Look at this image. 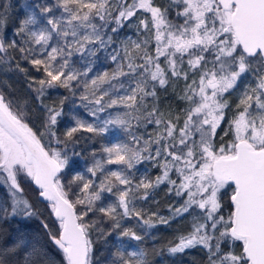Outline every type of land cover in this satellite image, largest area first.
<instances>
[{
  "label": "snow or ice",
  "instance_id": "snow-or-ice-1",
  "mask_svg": "<svg viewBox=\"0 0 264 264\" xmlns=\"http://www.w3.org/2000/svg\"><path fill=\"white\" fill-rule=\"evenodd\" d=\"M11 7L0 0V72L25 74L43 125L30 127L0 80V224L38 220L63 260L17 238L0 244V264H93L92 232L106 243L116 234L109 264H152L150 230L186 215L191 230L170 256L200 248L206 264H264V0H23L9 31ZM126 28L134 33L122 36ZM101 55L111 72L96 70ZM25 64L41 76L28 77ZM180 81L187 106L161 110L160 90ZM61 88L74 107L62 134L69 97L44 101ZM97 138L76 171L86 151L77 148ZM21 177L48 202L46 215ZM161 185L183 201L169 217L137 204Z\"/></svg>",
  "mask_w": 264,
  "mask_h": 264
},
{
  "label": "trees",
  "instance_id": "trees-1",
  "mask_svg": "<svg viewBox=\"0 0 264 264\" xmlns=\"http://www.w3.org/2000/svg\"><path fill=\"white\" fill-rule=\"evenodd\" d=\"M12 7L9 10V23L8 30L11 31L14 26L18 25L19 19L24 15V11L20 8L23 0H8ZM126 32L134 33V30L124 29L121 35L123 36ZM25 67L29 69L28 77L39 78L40 73L31 69L30 65L25 64ZM116 65L112 64L110 61H105L103 55H101L100 60L95 65L96 70L104 71L107 70L111 72ZM0 80L6 81L3 85L4 91L9 93L13 99L19 102L22 106L26 108L25 119L29 122L30 127L34 131H41L43 125V114L42 111H38L39 103L34 100L35 93L31 91L28 87L29 80L25 77L23 73H4L0 72ZM54 94L52 96H45L44 101L47 104H52L53 101L59 106L60 96H67L69 99L64 105V116L61 119V126L59 132L62 134L65 126L71 123L70 115L74 110L72 104L71 94L66 89H56L53 90ZM175 92H165L160 90V107L161 110L169 108L172 106V110H179L182 104H178L179 99L175 96ZM176 97V98H175ZM25 101L27 102L25 104ZM79 101H77L78 103ZM180 103V101H179ZM231 104V101H230ZM179 106V107H178ZM83 112V109H79ZM165 111V110H164ZM46 142V141H45ZM100 147V138L96 139L95 144L89 141L87 144L81 142L77 150L81 148L86 149L84 152V159L77 160L76 171L85 172L86 165L90 163L89 151L93 148ZM141 170L145 167L149 169V175L152 179H155L156 175L159 174L158 168H151L150 165H140ZM142 174V173H141ZM70 178V177H69ZM175 178V176L173 177ZM67 181H65L66 183ZM230 192H224L222 195L223 204V214L225 217L228 215L230 208ZM5 196L4 189L0 187V199ZM183 201L174 195H169L167 191V185H161L155 190L153 196H151L147 201H137L139 207L143 208L147 213L156 212L160 216L169 217L171 215L169 208L178 207ZM126 226H131L135 221H125ZM105 224L104 227H108ZM192 218L190 216H185L184 218H177L171 220L168 225L158 224L155 228L150 230L149 236L144 242V246L149 250V259L152 264H206V254L200 248H193L186 250L183 254H177L176 256H170L168 254V246L175 244L179 237L186 234L191 230ZM140 231V229H136ZM98 233L92 232L91 238L94 242V254H93V264H109L111 259V251H114V244L116 242V234L113 233L112 236L107 238V243L104 239H98ZM17 238H25L29 241L35 242L37 240L47 243L48 247L56 254V258L62 261L60 254L55 250L51 243L47 240L44 235L43 230L40 228L39 222L37 220L23 221L19 219H13L10 222L0 224V244H11ZM135 243V242H132Z\"/></svg>",
  "mask_w": 264,
  "mask_h": 264
},
{
  "label": "rangeland",
  "instance_id": "rangeland-1",
  "mask_svg": "<svg viewBox=\"0 0 264 264\" xmlns=\"http://www.w3.org/2000/svg\"><path fill=\"white\" fill-rule=\"evenodd\" d=\"M156 2L158 3V4H163V3H165V0H156ZM173 16H174V14H173ZM129 32H126L125 34H128ZM124 34V35H125ZM183 86H184V82L183 81H180V83H179V86L176 88V94H175V96L177 97V93L178 92H180V91H182L183 90ZM161 90H163V89H161ZM168 91L169 92H174L173 91V87L172 86H169L168 87ZM175 97V98H176ZM179 101H180V103H179ZM178 101V104H182L180 107H179V110L178 111H180L182 108H185L186 106H187V104H186V102L185 101H181V100H179ZM230 101H231V106H232V108H231V110L229 111V117L231 116V114H232V111H234L235 110V101H236V97L235 96H233V97H231L230 98ZM169 109H173L172 108V106L171 107H167V108H165L164 110L165 111H167V110H169ZM173 111H176V110H173ZM177 111V112H178ZM224 127H227V125L225 124L224 125ZM223 135V132L221 131L220 132V136H222ZM225 139L227 140L228 138L227 137H225ZM219 142H220V138H219V136L217 137V143L219 144ZM143 167H144V165H143ZM21 182H22V186L25 188V196L27 197V199H29V201L30 202H32L38 209H40L41 210V212H43V213H45V215L47 214V209H46V206H47V201H42L41 200V198L39 197V189H37L36 188V186L34 185V184H32L30 181H28L26 178H24V177H21ZM39 201V202H38ZM52 220H54V217L52 218ZM38 221V220H37ZM39 222V221H38ZM55 227H58V225H55ZM49 241V240H48ZM50 242V241H49ZM51 243V242H50ZM52 245V244H51ZM54 248H55V246L54 245H52ZM56 250V249H55ZM57 251V250H56ZM58 252V251H57ZM59 253V252H58ZM60 256H61V258H62V255L60 254Z\"/></svg>",
  "mask_w": 264,
  "mask_h": 264
},
{
  "label": "water",
  "instance_id": "water-1",
  "mask_svg": "<svg viewBox=\"0 0 264 264\" xmlns=\"http://www.w3.org/2000/svg\"><path fill=\"white\" fill-rule=\"evenodd\" d=\"M62 260H63V257H62Z\"/></svg>",
  "mask_w": 264,
  "mask_h": 264
}]
</instances>
